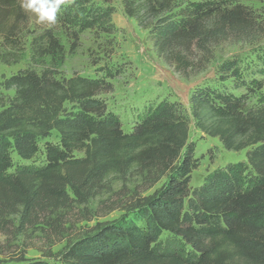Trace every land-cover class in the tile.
Instances as JSON below:
<instances>
[{
  "label": "trees",
  "instance_id": "trees-1",
  "mask_svg": "<svg viewBox=\"0 0 264 264\" xmlns=\"http://www.w3.org/2000/svg\"><path fill=\"white\" fill-rule=\"evenodd\" d=\"M120 2L126 16L148 31L157 57L183 77L205 69L215 47L231 36L248 35L255 26L252 10L225 1ZM110 15L106 9L98 19ZM58 23L66 29L63 20ZM29 26L21 0H0V63H18L27 33L31 62L49 60L40 72L19 71L2 83L13 96L0 93V236H24L33 229L59 236L63 228L91 221L85 209L119 183L120 191L129 194L113 209L121 204L133 217L85 228L47 260L264 264V101L249 107L225 89L191 92L195 128L226 151L246 150L254 173L247 182L240 165H229L191 189L198 160L188 142L190 119L182 104L164 100L142 106L124 132L101 97L112 92L111 84L79 76L57 79L54 69L64 59V47L51 28ZM70 35L77 43L78 36ZM219 74L221 81L232 78L236 88H262L261 81L242 79L233 62L221 65ZM53 132L57 144L47 141ZM39 141H44L45 163L10 172L11 153L30 161ZM15 263L47 264L24 258Z\"/></svg>",
  "mask_w": 264,
  "mask_h": 264
},
{
  "label": "rangeland",
  "instance_id": "rangeland-1",
  "mask_svg": "<svg viewBox=\"0 0 264 264\" xmlns=\"http://www.w3.org/2000/svg\"><path fill=\"white\" fill-rule=\"evenodd\" d=\"M193 1H225L239 4L252 10L255 26L248 35H235L214 48L211 61L205 69L183 77L174 71L172 66L159 59L152 47L148 31L140 29L136 22L124 13L120 0H66L57 14L55 24L38 22L35 14L28 12L30 30L36 27H49L64 47L65 56L54 69L57 79H69L73 76L88 79L106 80L112 86V92L102 95L109 112L115 113L122 130H131L136 114L142 106L157 105L161 101L179 102L186 110L189 119L188 142L194 149V158L198 160L191 173L190 187H202L207 178L214 172L229 165H240L247 182L253 179V171L246 160V150L239 152L226 151L217 139L210 138L194 126L191 117L189 97L197 88L209 87L215 90L242 96L249 107L264 101V0H193ZM110 10L109 19H98L102 12ZM63 20L67 27L58 23ZM90 24V29L86 28ZM30 32V31H29ZM70 33L78 36L75 43ZM30 35L24 37L22 57L16 64L0 63V93L11 98L12 90H4L2 83L19 71L33 69L40 72L49 67V60L33 64L31 62ZM233 62L237 74L249 82L258 80L262 88L251 84L235 87L234 80L227 78L221 81L219 69L225 63ZM57 144L56 133L47 139ZM43 143L39 141V152L30 161L19 159L11 153L14 172L21 166L40 167L45 163ZM159 186L155 187L158 188ZM119 183L112 184L110 193L104 194L90 203L85 209L89 222H82L73 229L63 228L59 236L47 233L46 236L33 229L24 236H11L8 239L0 236V264H17L20 258L26 260H42L47 264H56L45 256L58 252L68 241L73 240L82 230L95 223H113L131 219L118 205L117 201L125 202L128 189L120 191ZM154 190V189H153ZM153 190L149 191L151 193ZM167 237L163 236V240ZM188 248L185 251L188 252Z\"/></svg>",
  "mask_w": 264,
  "mask_h": 264
},
{
  "label": "clouds",
  "instance_id": "clouds-1",
  "mask_svg": "<svg viewBox=\"0 0 264 264\" xmlns=\"http://www.w3.org/2000/svg\"><path fill=\"white\" fill-rule=\"evenodd\" d=\"M65 3L66 0H21V8L35 14L40 23L55 24Z\"/></svg>",
  "mask_w": 264,
  "mask_h": 264
}]
</instances>
